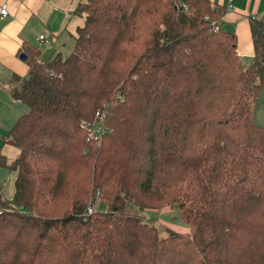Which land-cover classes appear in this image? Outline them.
Here are the masks:
<instances>
[{"label":"trees","instance_id":"16d2710c","mask_svg":"<svg viewBox=\"0 0 264 264\" xmlns=\"http://www.w3.org/2000/svg\"><path fill=\"white\" fill-rule=\"evenodd\" d=\"M78 1L71 53L25 48L9 86L28 112L3 137L0 264H264V24L244 67L209 0ZM168 206L188 233L145 221Z\"/></svg>","mask_w":264,"mask_h":264},{"label":"crops","instance_id":"0c3cea01","mask_svg":"<svg viewBox=\"0 0 264 264\" xmlns=\"http://www.w3.org/2000/svg\"><path fill=\"white\" fill-rule=\"evenodd\" d=\"M209 1L212 6L224 8L226 11L219 23L221 28L236 35L237 53L240 55L242 65L251 63L253 45L249 21L253 19L264 24V0ZM78 2V0H0V7L6 4L8 11L7 17L0 20V140L3 148L9 146L3 143L5 132L24 112V106L20 101H14L9 92L14 76L25 78L28 70L24 60H20L19 56L25 48L33 47L39 50L41 60L46 62L57 55L62 56L68 42L71 47L74 46L76 29L82 27L84 22V16L74 13ZM40 37H43V42H40ZM2 154L5 156L3 151ZM18 154L17 151L15 158Z\"/></svg>","mask_w":264,"mask_h":264},{"label":"rangeland","instance_id":"374dc122","mask_svg":"<svg viewBox=\"0 0 264 264\" xmlns=\"http://www.w3.org/2000/svg\"><path fill=\"white\" fill-rule=\"evenodd\" d=\"M74 46H70V42L66 44V49L63 50V55L70 54V50H73ZM251 63H244V67H248ZM256 103L253 110L254 124L264 128V91H260L256 97ZM28 112V108L24 106L23 114ZM3 137V136H2ZM1 138V136H0ZM0 149L4 152L6 157V166L0 168V186L2 187L1 195L4 199L12 200L14 194V179L16 174L8 169L9 164L15 158L17 151L9 146H2V140H0ZM143 217L148 224L152 226L161 227L163 229L172 230L178 233H188L189 226L178 218V212L175 207H165L161 209H147L143 212Z\"/></svg>","mask_w":264,"mask_h":264},{"label":"built area","instance_id":"2783aa9c","mask_svg":"<svg viewBox=\"0 0 264 264\" xmlns=\"http://www.w3.org/2000/svg\"><path fill=\"white\" fill-rule=\"evenodd\" d=\"M8 15V11H7V5L3 4L0 7V20L6 18ZM214 30H217V27H214ZM40 42H43V37H40ZM95 117L98 119V122H93L92 124H82L81 127L83 128V130L86 131L87 135V141H96V142H100L106 135L107 133L109 134V130L106 129L101 121L102 119V115L99 113H96ZM93 208L91 207H87L86 212L84 213V218L89 217L90 215H92L93 213ZM1 214V211H0Z\"/></svg>","mask_w":264,"mask_h":264},{"label":"water","instance_id":"95a60500","mask_svg":"<svg viewBox=\"0 0 264 264\" xmlns=\"http://www.w3.org/2000/svg\"><path fill=\"white\" fill-rule=\"evenodd\" d=\"M19 59H20V60H25V56H23V54H21V55L19 56Z\"/></svg>","mask_w":264,"mask_h":264}]
</instances>
